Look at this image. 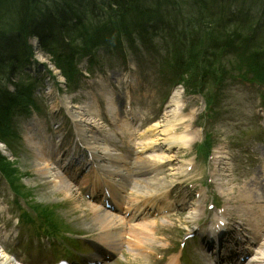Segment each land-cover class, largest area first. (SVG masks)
I'll return each mask as SVG.
<instances>
[{
  "label": "rangeland",
  "instance_id": "rangeland-1",
  "mask_svg": "<svg viewBox=\"0 0 264 264\" xmlns=\"http://www.w3.org/2000/svg\"><path fill=\"white\" fill-rule=\"evenodd\" d=\"M172 44L170 37L158 34L150 43L138 42L134 47L126 45L123 47L125 52L121 55H125V62L119 59L117 53L107 54L100 51L94 63L86 62L85 59L80 63L79 69L82 70L83 77L72 76L73 84L68 89L58 70L52 66L49 55L35 48L34 52L40 65L36 71L30 70V76H37L41 81L35 89V92L39 91L38 100L35 102V106L37 104L39 108L38 112L27 108L30 112L14 117L9 130L2 132L0 136V140L11 150V153L6 151L7 158L0 163V222H5L8 231L16 230L14 232L19 241L17 253L26 262L41 264L53 259V256L62 253L63 246L73 250L74 258L83 253L88 255L92 253V249L84 244L89 239L99 240V231L93 223L96 216L87 205L85 193L80 189L73 191L71 188L69 194L62 193L59 189L51 192L48 180L35 170L33 161L37 150L28 144V136L44 144L48 143L45 157L48 166H52V163L58 162L55 152L64 149L62 145L57 147L59 140L67 142L65 146H72L75 136L79 137V126L76 128V123L73 122L75 118L68 114V110H72L70 107H76L74 111L78 110L82 119L91 122L94 126L92 131L98 133L99 140L105 133V138L116 148L124 145L120 153L127 156L124 158L125 162L128 161L131 166L144 167L147 164L148 161L143 158H130L133 149L127 145L128 138L115 135L118 126L128 118L124 107H119L117 101L116 110L109 111L107 107V96H111L113 100V85L116 84L122 91L124 85L121 86L119 79L123 78L125 82L126 76L129 78V83L125 82L126 86L132 90L134 96V114L141 121V132L143 126L153 124L150 121H162L171 97L178 95L181 114L187 121L179 125L176 132L183 129L193 137L187 149L174 147L170 150L173 153L170 154L171 168L174 170L180 162L185 164L188 160L195 164L189 173L175 174V171L168 170L166 166L157 171L159 177L166 180V185H174L178 189L174 200H183V188L191 189L192 194L180 207H176L179 209L174 208L167 213V216H172L162 219H159L162 215L154 217V221L149 225L150 233L153 231L154 234L148 235L149 241H136L133 244L139 257L131 254L133 251L129 250V245H122L114 251L116 258L110 264H166L170 256L176 255L177 245L186 235L187 229L200 221L195 219L190 222L187 217V208L193 203L198 192L202 196L198 213H206L210 219L207 206L213 199L218 206L229 204L231 210L227 211L233 214V221L239 220L236 214L239 210L243 211L239 200L248 191L247 187L254 180V173L257 174L258 169L264 167V129L259 125L260 121L256 116L258 107H264V71L257 67L251 72L248 71V51L244 50L241 41L231 48L232 50L224 52L214 51L212 48L207 52V59L202 64L208 67L209 64H214L220 73H212L210 81L203 82L210 83V86L202 85L197 94L192 84L196 86L198 76L191 78L188 91L182 84L187 85V80H182L186 77H178L177 71L169 68L173 61L170 52ZM119 51L122 52V49ZM201 60L202 57L200 62ZM43 64L52 71V77L49 78L45 70L42 71ZM166 78L169 81L164 83ZM178 79L181 83H178ZM54 80L60 81L58 87L53 83ZM52 83L54 85H51ZM219 84L220 90L217 89ZM50 121H53V125ZM195 122L200 126H195ZM261 122L264 124V121ZM131 129L132 138L139 137L141 132L135 134V126ZM4 145L0 144V149ZM219 151L226 153L217 155ZM208 154L212 155L213 159H210V156L207 158ZM140 156L144 157V154L140 153ZM220 156L223 159L222 166L214 171L217 164L212 166L213 161H216L214 158ZM58 176L61 177V171ZM227 180L233 191L227 193L223 189L218 190V186L225 185ZM64 184L67 185L66 182ZM13 188L18 193H14ZM231 195L234 197V203L229 200ZM45 233L53 236L45 237ZM193 241L185 245L182 262L187 260L189 264H205L199 257L198 261L194 259L197 245ZM0 246L2 250H10V253L14 254L9 242ZM167 246L169 249L165 251ZM136 252L134 254H138ZM10 253L8 252L9 255ZM26 253L31 261L25 258Z\"/></svg>",
  "mask_w": 264,
  "mask_h": 264
},
{
  "label": "trees",
  "instance_id": "trees-1",
  "mask_svg": "<svg viewBox=\"0 0 264 264\" xmlns=\"http://www.w3.org/2000/svg\"><path fill=\"white\" fill-rule=\"evenodd\" d=\"M231 1L235 4L227 0H0V134L11 122L13 108L32 98L34 84L22 75L13 92L7 89L31 61L27 41L32 37L66 79L85 56L149 40L159 30L168 31L177 41L174 57L188 76L210 75L212 66L202 64L207 52L222 51L237 40L253 44L248 47L251 61L264 71V39L259 46L252 39L260 36V42L264 35V0ZM257 4L262 11L261 7L253 10Z\"/></svg>",
  "mask_w": 264,
  "mask_h": 264
},
{
  "label": "bare ground",
  "instance_id": "bare-ground-1",
  "mask_svg": "<svg viewBox=\"0 0 264 264\" xmlns=\"http://www.w3.org/2000/svg\"><path fill=\"white\" fill-rule=\"evenodd\" d=\"M229 3L235 4L234 1L227 0ZM237 4V2H236ZM107 106L110 111L115 109V102L112 100L111 96H107ZM169 106L168 109L164 113V119L162 121H155L152 125H146L143 129V132L141 130L138 131L139 127H137L136 133L138 131L139 137L132 138L131 131L132 127L126 123L123 122L119 125L121 135L126 136L128 138V141L130 144H132V147H130L135 150L134 156L136 159L143 158L147 160V164L143 166H137L133 167L134 171H132L131 166L127 165V161L125 162L124 156H122V153L118 151V149H115L110 142L107 143L109 140L106 139L105 133L103 134V139L100 141L97 136L98 133L96 131H92L91 122H86L84 119H82V116H80L81 113L76 111H68L70 112V116H73L74 123H76V128L79 126V129L81 133L83 134V142L85 145L90 148V150L93 152V154L96 155V158L100 160V162L103 163L104 167L107 168V170L110 172L109 174L113 176V181L111 183V186L114 187L115 195L118 199L121 200V203H123L124 200L128 199V202L131 203V205H148L149 209H152L154 207L155 209H164V205L160 204L158 206V201L154 202L155 199L161 198L164 194L167 192L166 189L168 186H166V180L158 176L159 172H156L153 170V167H155L158 164H164L162 161L165 162V166L170 171H175V174H178L180 172H184L187 168L186 165L182 164L180 162V165L176 167L174 170L171 168V155L173 154L170 152L171 149L180 148L185 149L188 146H190L192 142L193 136H191V133L184 131L181 129L178 132H176L179 125L184 124L187 120L180 114V108H181V102L179 101V97L177 94L173 95L168 103ZM78 109V108H77ZM85 116V114H82ZM141 121L137 124L140 125ZM191 126V125H189ZM141 127V126H140ZM78 129V130H79ZM108 140V141H107ZM27 141H29V145L36 148L37 155L35 157V160L33 161V164L35 166V170L38 174L45 176V178L48 180L49 187L51 188V192H55L58 189L62 193H70V188L68 187L69 184L65 185V181L58 176L57 172L51 168V166H48L47 157L45 155L47 154V142L45 144L43 142H39L35 140L32 136L27 137ZM111 145V147L109 146ZM44 146V147H43ZM156 149H160V152H156ZM140 152H144L142 154H145L144 157L140 156ZM226 152L219 151L218 154H224ZM48 156V155H47ZM159 163H158V161ZM222 160V157H218L216 161H213V165L215 163L220 166V162ZM189 162V161H187ZM182 164V165H181ZM54 167V166H53ZM183 167V169H182ZM260 170H258L259 172ZM132 172V173H131ZM132 175L134 178H132ZM173 175V173H171ZM264 176V169L261 168V177ZM120 177V178H119ZM260 177V178H261ZM120 179H124L127 181L122 182ZM256 179L254 177V180H252L251 185H255V188H253L251 185L247 187L248 191L243 194V197L240 198L239 202L244 207L243 215H241V222L243 223V227L247 228L250 232L254 233L253 235L257 238V247L263 248L264 251V200L262 201L260 199L258 191V183L255 182ZM64 182V183H63ZM119 182L122 184V186H115V184ZM129 187L128 191L129 195L125 197L127 193H122L124 189ZM220 187V188H219ZM226 187V188H224ZM223 189L227 193H230L233 191L232 187L229 186L228 180L226 181V184L223 186H218V190ZM255 192V193H254ZM221 194V193H219ZM252 197H254L252 199ZM234 197L231 195L229 198L232 203ZM130 200V201H129ZM98 204H100V201H96ZM93 206L88 204L90 207L92 213L94 212L96 218L93 219V223L95 224V227L98 229L99 233V240L104 246L109 247L111 250H116L118 247L122 245H129V250L133 251L131 254L133 256H140L138 252H136L133 247L134 242L139 241L143 243H147L149 241L148 235L153 233L151 231L150 233V227L149 225L152 223L153 220H146V221H138L135 223H131L126 227L127 223L125 222V218L122 215L118 214H111L109 212L103 211L102 206ZM150 204V205H149ZM155 204V205H153ZM147 206H144V210ZM170 207V205H169ZM100 208V209H98ZM202 209V208H201ZM191 210V209H190ZM189 210V211H190ZM199 211L200 208L197 207L194 210H192L189 213V221H193L196 217H199ZM141 212L143 210H140ZM239 214H241V210H239ZM143 215V214H141ZM144 215H151L148 214L147 211L144 213ZM201 217V216H200ZM131 220V219H130ZM132 221V220H131ZM244 229V228H243ZM207 230L206 232H208ZM154 234V233H153ZM225 235V230L222 232L223 237ZM220 237V238H221ZM251 239L254 241L255 238L252 236ZM229 245H227L225 248V252L223 254H217L218 258L220 255L224 256L226 255V248ZM216 248V245H215ZM229 248V247H228ZM216 251V250H215ZM214 251V252H215ZM138 254H134V253ZM143 258L144 255H143ZM256 261V262H255ZM0 264H16L13 260H11L10 256L7 255L3 250H0ZM170 264H176L175 262H171ZM253 264H264V253L258 257L255 258Z\"/></svg>",
  "mask_w": 264,
  "mask_h": 264
}]
</instances>
